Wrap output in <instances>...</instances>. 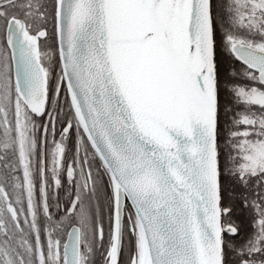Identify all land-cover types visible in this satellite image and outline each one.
<instances>
[{
	"label": "snow or ice",
	"instance_id": "snow-or-ice-1",
	"mask_svg": "<svg viewBox=\"0 0 264 264\" xmlns=\"http://www.w3.org/2000/svg\"><path fill=\"white\" fill-rule=\"evenodd\" d=\"M0 264H264V0H0Z\"/></svg>",
	"mask_w": 264,
	"mask_h": 264
}]
</instances>
